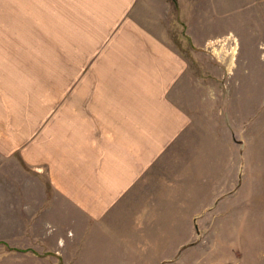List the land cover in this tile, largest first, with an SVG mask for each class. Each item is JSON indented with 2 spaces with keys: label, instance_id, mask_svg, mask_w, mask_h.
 <instances>
[{
  "label": "rangeland",
  "instance_id": "obj_1",
  "mask_svg": "<svg viewBox=\"0 0 264 264\" xmlns=\"http://www.w3.org/2000/svg\"><path fill=\"white\" fill-rule=\"evenodd\" d=\"M168 2L170 37L199 77L200 102L226 118L197 122L216 132L199 135V173L163 194L181 202L132 215L126 227L118 222L95 240L85 233L80 192L65 183L70 161H79L67 157L79 156L80 144L62 124L66 81H79L65 77L64 43L82 32L15 30L31 25L7 17L10 29L0 30V246L42 259L0 255V264H264V0ZM49 120L51 138L40 141L47 148L33 149Z\"/></svg>",
  "mask_w": 264,
  "mask_h": 264
},
{
  "label": "crops",
  "instance_id": "obj_2",
  "mask_svg": "<svg viewBox=\"0 0 264 264\" xmlns=\"http://www.w3.org/2000/svg\"><path fill=\"white\" fill-rule=\"evenodd\" d=\"M168 3L0 0V30L10 29L7 17L16 15L31 26L18 23L11 29L82 32L80 37L65 38V77L75 75L79 81L70 87L66 81L61 116L67 133L80 144L79 156L67 157L79 161H70L74 168L65 183L80 192L85 233L93 240L96 232L118 228V222L126 227L132 215L152 216L154 207L181 202L163 200V194L182 187L186 175L199 173V135L207 140L216 132L197 122L226 118L218 115L216 106L208 109L200 102L197 76L184 49L170 37ZM45 126L49 130L39 136L41 140L35 135L33 149L47 148L40 141L51 138L55 125L49 120ZM27 253L42 259L31 249L0 246L5 257Z\"/></svg>",
  "mask_w": 264,
  "mask_h": 264
}]
</instances>
